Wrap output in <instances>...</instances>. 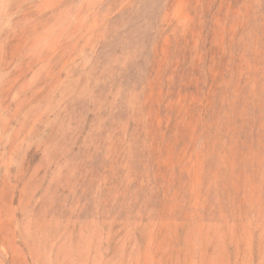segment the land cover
I'll list each match as a JSON object with an SVG mask.
<instances>
[{"label":"rangeland","instance_id":"374dc122","mask_svg":"<svg viewBox=\"0 0 264 264\" xmlns=\"http://www.w3.org/2000/svg\"><path fill=\"white\" fill-rule=\"evenodd\" d=\"M0 264H264V0H0Z\"/></svg>","mask_w":264,"mask_h":264}]
</instances>
